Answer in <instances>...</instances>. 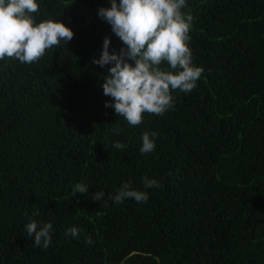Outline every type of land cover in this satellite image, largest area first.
<instances>
[{"label":"trees","instance_id":"16d2710c","mask_svg":"<svg viewBox=\"0 0 264 264\" xmlns=\"http://www.w3.org/2000/svg\"><path fill=\"white\" fill-rule=\"evenodd\" d=\"M106 5L39 0L37 22L58 18L73 39L30 64L0 60V264H264V0H187L205 71L137 126L105 107L108 67L92 63L106 36L122 46L97 16ZM145 176L161 185L147 202L109 198L125 182L145 190ZM33 219L53 224L47 249L27 235Z\"/></svg>","mask_w":264,"mask_h":264},{"label":"clouds","instance_id":"9594fccd","mask_svg":"<svg viewBox=\"0 0 264 264\" xmlns=\"http://www.w3.org/2000/svg\"><path fill=\"white\" fill-rule=\"evenodd\" d=\"M187 0H107L106 6L97 10V16L107 23L112 34L121 42L119 50L111 48V36L103 40L99 57L92 63L100 68L108 67L103 78V95L110 97L105 107H111L118 117L130 126L140 125L144 114L162 115L174 106L173 92L189 93L201 78L205 69L193 62L189 46L193 17L182 9ZM39 0H0V60L14 58L30 64L45 55L54 46L68 44L74 37L73 28L58 18L37 22ZM120 129L113 132L119 134ZM158 134L144 132L140 153L155 150ZM115 150L127 145L119 140L112 143ZM145 190L123 183L116 193L109 194L115 204L132 199L147 202L146 189L160 187L155 178H143ZM88 185L77 182L72 191L86 194ZM103 190L92 195L94 201L104 199ZM38 211L33 216H38ZM34 246L47 249L52 243L53 224L31 220L25 225ZM81 229H66L65 235L79 238ZM91 237L85 243L91 244Z\"/></svg>","mask_w":264,"mask_h":264}]
</instances>
